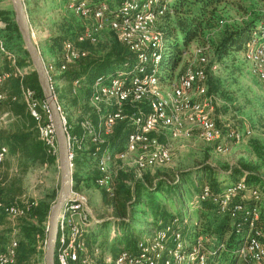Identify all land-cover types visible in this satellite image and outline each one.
I'll return each instance as SVG.
<instances>
[{
  "label": "built area",
  "instance_id": "2783aa9c",
  "mask_svg": "<svg viewBox=\"0 0 264 264\" xmlns=\"http://www.w3.org/2000/svg\"><path fill=\"white\" fill-rule=\"evenodd\" d=\"M66 10L83 21L84 30L76 38V42H65L61 54L56 61L44 63L45 72L51 84L55 87L56 77L63 73L67 66L85 57L87 53L78 48L77 44L89 42L95 44L97 36L104 26H108L117 40L124 45L136 59L134 72L130 75L116 73L109 77L96 79L91 85L89 107L99 115L98 134L94 133L90 122L86 119L82 127L88 135L87 142L78 141L68 136L69 161L72 165L75 150H81L86 144L98 146L105 142L117 121L126 119L132 130L127 135L121 151L112 153L105 149L95 159L97 177L94 185L107 194L113 191V179L109 173V164L114 159L133 157L135 171L166 165L171 160L170 149L166 144L158 143L154 134L163 130L169 139L190 138L193 133L201 142L212 146L218 154L227 153L230 144H239L251 136V130L238 129L218 125L212 119L213 101L207 94L206 73L204 68L185 67L177 75L175 82L165 84L162 75L157 74V67L161 61L163 48L162 35L158 31L157 22L167 11L163 0H123L120 7L110 12L108 5L101 2L96 6L91 0H63ZM243 60L250 65L251 73L264 86V31L252 32L244 44ZM0 56L10 64L11 69L0 71V88L11 77L21 78L28 70L19 68L15 64V54L5 49L0 39ZM194 56L199 65H207L204 50L196 49ZM58 61V64H56ZM164 86V87H163ZM80 88V80L72 83V94ZM5 96L0 90V102ZM13 98L12 100H15ZM20 100L36 123L39 139L47 149V153L57 157V145L54 129L50 119V112L44 100L36 98L34 91L22 89ZM145 104L148 111L138 109L127 116L123 113L125 104ZM65 125V119L62 115ZM6 123V114L0 115V128ZM7 156V150L0 147V174L2 164ZM72 170H73V166ZM238 193L242 198L259 199L258 189L245 186L244 179L227 187L218 197V213L229 214L231 218L243 214L244 207L231 203V199ZM210 197L207 186L202 187L198 196L194 197L191 207L198 205ZM216 200V199H215ZM18 205H4L0 196V214L9 220L22 218L26 211ZM249 215V227L257 218L256 209L244 212ZM180 222L173 218L169 224L154 232L148 239L138 243L139 254L132 257L127 253L103 254L106 264H204V249L202 239L194 237L192 244L182 240L178 232H171L173 226ZM186 221H184L185 223ZM97 221L87 212L86 198L74 188L71 181L70 190L58 216L57 234L55 240L56 264H93L92 259L100 255L97 245L88 248L86 236L93 229ZM190 223V221H189ZM195 222L193 227H197ZM193 230V229H192ZM191 230V233L194 231ZM207 240V239H206ZM186 245L189 249L186 250ZM17 244L0 249V264H13L16 256ZM223 244L218 251L223 250ZM237 262L243 264H264V244L251 236L247 231L237 249Z\"/></svg>",
  "mask_w": 264,
  "mask_h": 264
},
{
  "label": "trees",
  "instance_id": "16d2710c",
  "mask_svg": "<svg viewBox=\"0 0 264 264\" xmlns=\"http://www.w3.org/2000/svg\"><path fill=\"white\" fill-rule=\"evenodd\" d=\"M163 1L166 2L168 9L157 22V28L162 35L163 41L161 61L157 67V74H164L167 80H170L174 77L176 79L177 75L183 70V68L181 69L183 56L191 45L199 40L204 27L210 22H217L218 9L236 0ZM101 2H105L110 12H114L120 7L123 0H91L93 6ZM1 16L7 23L6 14L3 13ZM71 16L76 18L73 15ZM261 20L264 22V18L253 19L226 31L217 45L212 47L215 61L219 62L227 56L242 54L244 44L251 33L264 31V26L257 28ZM83 30L84 24L83 28L77 25L74 29H63L60 35L46 41V46L53 53V58L58 59L62 45L67 41L76 42V38ZM0 39L4 41L5 49L8 51L14 54L21 51L26 55L22 48L16 51L13 50V48H17L22 43L16 25L8 22L6 31L0 34ZM91 45L87 41L77 44L78 48L86 53ZM99 54L96 57L86 55L73 64L68 65L66 70L56 77L55 87L53 88V93L61 112L65 97L68 99L75 98V95L72 94L73 81L76 79L80 80L81 90L76 100L78 101L79 99L85 108L93 112L87 120L96 134L100 132L98 129L99 115L88 105L92 83L98 78L109 77L116 73L130 75L134 72L136 66L135 56L117 40L113 32L110 33V39L103 45ZM165 54V62L163 63ZM56 64H58V61ZM15 65L19 68L28 66V71L21 78L11 77L7 79L0 88L5 96L4 101L0 102V111H4L2 114H6V123L0 128V147L5 148L7 154L14 157L16 168L23 173L32 164H54L57 157L47 153L45 145L38 137L36 123L20 100V92L23 88L34 91L36 98L43 100L36 74L26 58L20 59ZM7 67L8 70L11 69L9 63H7ZM60 87L62 89H59ZM13 98L16 99L12 100ZM138 109L145 113L148 111L145 104L127 103L124 105L123 113L130 116ZM64 119L68 136L84 143L87 142L89 138L86 130L82 127V123L86 119L82 118L80 123L74 127L71 126L70 120ZM131 130L132 128L126 119L117 121L110 135L105 138V142L97 147V151L96 146L92 145H89L86 151H74L72 181L76 190H78V185L83 181V167H86L91 161L95 162L93 155L98 158L105 149H109L112 153L121 151L125 139ZM250 147L258 160H264V145L254 141L250 144ZM4 163L5 160L2 167ZM248 168L242 166L232 169L228 174H221L209 167H205L203 171L196 173V182L191 181V173H180L179 176H175L171 181L157 178L156 182L154 184L150 182V185L139 181L129 185L126 174L119 172L113 180L112 193L107 194L102 190V197L104 199L103 204L112 209L113 216L117 220L114 223L116 227L118 226V229L120 228L121 234L120 238L103 239L104 241L101 242V245H97L100 251V255L97 257L101 258L100 262L103 263V254L124 252L132 257H137L139 254V240L151 238L154 232L163 229L175 217L180 222L173 226L171 232H178L182 236V240H186L190 244H192L194 237L202 239L204 264H243L242 262H237V249L247 231L250 230L251 236L264 244V181ZM97 175V170H94L91 177L87 178V180L93 181ZM1 178L2 174H0V196L2 202L4 205H15L4 200L7 197L8 190L2 188ZM182 178L190 180L191 188L197 196L200 194L202 187L207 186L209 189V198L200 201L195 207L190 206L191 213L196 215L195 222L198 224L197 227H190V213L188 217L181 215V213L172 215L166 211L164 203L158 197L161 195L165 200L174 202L175 198L179 197ZM242 178L246 187H256L258 189L259 199L242 198L243 193H238L231 199V203L241 204L244 207L243 214H237L234 218H231L228 213L219 214L218 197L227 187L234 185ZM143 196H148V205L152 211L154 210L156 219L151 222V229L147 233L140 235L137 229L138 226L134 224L135 220L132 217V210L139 205ZM191 202L192 199L190 204ZM251 209H256L258 216L253 220L252 227H249V215H245L244 212L251 211ZM48 214L49 206L42 202L37 207L31 208L26 217L19 221V236L13 264H34L31 259L35 255L36 244L44 240L46 232L42 227V223L46 221ZM29 220H35L39 226L34 225ZM184 221L186 222L184 223ZM191 230L193 231L192 233ZM91 234L93 233L90 232L86 236L88 248L91 247L89 244V240L92 237ZM221 244H223L224 249L218 251V247ZM185 249L188 250L189 245H186Z\"/></svg>",
  "mask_w": 264,
  "mask_h": 264
},
{
  "label": "rangeland",
  "instance_id": "374dc122",
  "mask_svg": "<svg viewBox=\"0 0 264 264\" xmlns=\"http://www.w3.org/2000/svg\"><path fill=\"white\" fill-rule=\"evenodd\" d=\"M23 4L32 42L36 45L44 63L56 61L57 58H53V53L46 46V41L60 35L63 29H74L77 25L83 28V21L71 16L66 10L63 0H23ZM3 13L6 14L7 23L11 22L16 25L15 12L11 2L0 0V34L6 31L7 25L2 18L3 16H1ZM217 15V22H210L205 26L199 40L194 42L189 50L185 52L181 69L185 67L204 68L207 94L213 101L212 119L218 125L232 127L239 131L251 130V136L239 144L234 145L231 143L227 153L218 154L209 145L201 142L195 133L188 139L171 140L167 133L161 130L155 133L154 136L158 143L166 144L169 147L170 162L166 165L147 168L138 173L134 168L133 157L114 159L109 164V173L113 180L119 172H122L126 174L129 185H133L137 181L150 185V182L154 184L157 178L171 181L180 173H191V181L196 182V173L203 171L205 167L221 174H228L234 168L245 166L249 167L248 169L264 181V160H258L250 147V144L254 141L264 145V86L251 73L250 65L243 60L241 54L227 56L217 62L212 51V47L217 45L226 31L253 19L264 18V0H236L221 6ZM262 26H264V22L261 20L257 28L259 29ZM111 32L108 26H104L97 36V42L89 46L87 56H99L103 45L110 39ZM20 41L22 42L21 36ZM19 45L20 47H18ZM19 45L13 50L23 49V42ZM196 49L204 50L208 61L207 65L202 67L198 64L194 56ZM26 55L21 51L16 53L15 63L17 64L22 58H26L30 62L28 55L27 57ZM165 57L166 54L163 63ZM27 67L22 68L28 70ZM7 70V61L0 56V71ZM162 80L164 83L166 82L165 84H172L175 82V77L168 79V81L163 74ZM80 90L81 88L78 89L74 99L65 97V102L61 108L63 117L70 120L72 127L78 125L82 118L88 119L93 113L85 108L79 99L76 100ZM3 112L0 111V114ZM88 147L89 145L86 144L81 147V150L86 151ZM83 168V181L78 185V191L86 198L87 212L95 221H102L93 225V234H91L89 244L101 245L103 239L120 238V228L118 229V226L116 227L114 223L115 218L112 209L103 204V191L94 185V180H87L96 170L95 162L91 161ZM1 180L2 188L8 190L7 197L4 200L26 209L25 216L14 221L0 214V249L5 251L11 243L15 242L17 244L19 221L26 217L31 208L37 207L43 202V204L49 206L50 212L51 207L54 205L60 186V171L57 159L51 165L32 164L22 173L16 168L14 157L7 154ZM180 184L179 197L175 198V204L171 200H165L161 195L158 197L164 203L166 211L172 215L181 213V215L188 217L190 213V227L193 228L196 215L191 213L190 200H193L197 195L192 190L189 179L182 178ZM252 188L255 189L256 187ZM147 197L143 196L139 205L132 210L134 224L138 226L137 229L140 235L147 233L151 229V222L156 219L154 210L152 211L148 205ZM129 210L131 211V209ZM48 218L49 214L46 221L42 223L45 232ZM158 221L160 222V220ZM29 222L38 225L35 220H29ZM46 236L47 232L44 240L36 244L35 255L31 259L34 264H45ZM139 241H142V239ZM117 247L119 248V246ZM100 261V257L92 259L93 264H106L104 261L103 263Z\"/></svg>",
  "mask_w": 264,
  "mask_h": 264
},
{
  "label": "water",
  "instance_id": "95a60500",
  "mask_svg": "<svg viewBox=\"0 0 264 264\" xmlns=\"http://www.w3.org/2000/svg\"><path fill=\"white\" fill-rule=\"evenodd\" d=\"M9 1L11 2L15 12V21L23 42V49L28 55L32 69L36 74L43 100L47 104L50 112V119L54 129L57 145V162L60 171V186L57 199L49 212L44 254L45 264H55L54 247L57 234L58 216L66 200L72 181V165L69 161L68 134L66 133L60 109L45 72L43 59L40 56L36 45L32 42L23 0ZM100 222L102 221H97V223Z\"/></svg>",
  "mask_w": 264,
  "mask_h": 264
},
{
  "label": "crops",
  "instance_id": "0c3cea01",
  "mask_svg": "<svg viewBox=\"0 0 264 264\" xmlns=\"http://www.w3.org/2000/svg\"><path fill=\"white\" fill-rule=\"evenodd\" d=\"M61 88V87H60ZM212 148V146H210ZM3 173V167H2V171H1V174ZM92 233H93V230H92Z\"/></svg>",
  "mask_w": 264,
  "mask_h": 264
}]
</instances>
